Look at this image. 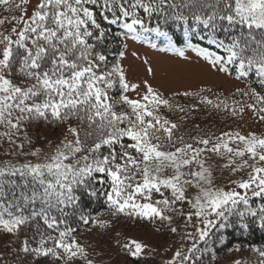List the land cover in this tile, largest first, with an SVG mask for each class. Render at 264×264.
I'll list each match as a JSON object with an SVG mask.
<instances>
[{
  "label": "snow or ice",
  "instance_id": "1",
  "mask_svg": "<svg viewBox=\"0 0 264 264\" xmlns=\"http://www.w3.org/2000/svg\"><path fill=\"white\" fill-rule=\"evenodd\" d=\"M0 9L8 13L0 15V137L22 152L24 141L32 143L29 129L41 121L62 124L71 136L48 152L28 153L43 155L42 162L0 166V177L35 182L0 203V234L19 242L12 249L13 264H95L67 220L68 209H78L82 195L91 198L99 191L108 214L79 212L89 231L104 230L103 235L124 219L158 222L176 234L175 217L184 219L181 239L192 245L177 249L164 264H197V241L226 227L230 217H238L242 228L249 218L264 228V135L224 131L186 140L177 135L180 124L161 111L184 113L183 120L204 105L235 119L250 110L264 122V0H0ZM192 23L209 31L207 43L217 51L192 43ZM177 24L184 30V48L162 30ZM218 30L229 39H217ZM142 31L166 39L163 48L148 42L151 48L185 59L190 49L212 69L249 87L237 89L231 100L202 94L211 89L177 93L198 97L190 106L174 104L147 81L140 93V85L130 82L122 63L110 56L122 61L128 40L144 42ZM110 39L124 50L113 53ZM253 75L259 90L251 86ZM213 157L215 166L209 163ZM220 161L230 173L222 185L214 175ZM0 198L7 200L3 191ZM116 243L135 264L154 252L137 239ZM254 251L264 264V248Z\"/></svg>",
  "mask_w": 264,
  "mask_h": 264
},
{
  "label": "rangeland",
  "instance_id": "2",
  "mask_svg": "<svg viewBox=\"0 0 264 264\" xmlns=\"http://www.w3.org/2000/svg\"><path fill=\"white\" fill-rule=\"evenodd\" d=\"M31 11V9H29ZM143 43L139 41L128 40V48L125 51V58L120 62L122 63L128 79L132 83H137L140 85L138 91L142 93L144 91L145 85L144 81H147L153 86L154 89L159 91L165 98H174L180 97L183 95H177V93H184L185 91L190 93H198L201 89H211V92L208 93L211 97L219 94L221 96L231 97L237 89L247 90L249 85L242 81H236L233 77H229L222 72H218L215 69H212L206 61L199 57L194 51L190 49L185 50V56L187 59L180 57L178 54L173 52H163L158 49H153L149 46L148 42L156 43L158 48H163L166 46V39L159 36L155 32H143L141 33ZM170 36V35H169ZM173 41L176 43L177 47L184 48L185 43H178L173 37ZM197 44L201 47H208L213 51H217L214 47L205 46L200 43ZM124 50V49H123ZM144 60H147L148 63L145 64ZM148 68L152 69V72L147 71ZM251 83L255 80V76H251ZM132 98H136V93H129ZM179 101L175 102L178 104ZM205 119H212L211 115L206 114ZM207 124V121H205ZM224 131H239L242 134H247L249 132H255L258 136L264 135V122L259 121L250 110H246L243 117L237 119L235 125L230 129H225ZM224 131L218 133V135ZM39 136L45 134V136L40 137L41 144L40 146L23 150L21 154H18L17 151L2 149L0 150L5 157L17 158L22 164L27 161H32L33 163L42 162L43 155L37 159L29 155L30 151H35L39 148L43 152H48L52 147L59 143L60 140L64 138L65 135H68L71 139L70 134H67L66 131L59 133L58 131H53L52 134L46 131V128L42 127L39 130ZM205 132L203 133V135ZM54 137V142L49 141L50 137ZM17 150V149H16ZM218 158L213 157L209 163H217ZM221 168L217 169L214 173L217 183L223 184L227 182L230 173L227 170L222 169L223 161L219 162ZM234 178V177H233ZM184 222L183 218L178 220L174 219V226H177L180 229L179 233L173 234L170 233L165 225H162L160 233L153 231L152 229L147 232L132 231L131 229L126 228L125 235L123 238H132L137 239L145 244L149 245V248L154 250L153 254L146 257L141 264H164V261L172 256V254L177 249H183L187 251L191 247L192 242L187 239H181V236L184 232V226H181ZM189 229V228H188ZM193 230V229H192ZM122 231V230H120ZM190 231V230H187ZM160 237V238H159ZM13 237H6L0 234V251L1 246L4 244L5 247ZM14 239V238H13ZM97 238L91 237L85 240L83 244H92L89 248L90 259L95 261V264H135L131 258L125 257L118 247H100V242L96 241ZM156 240V241H154ZM199 243V241H197ZM6 249H8L6 247ZM95 249V251H92ZM244 256L241 252L220 253L217 263L218 264H234L238 262V258H243Z\"/></svg>",
  "mask_w": 264,
  "mask_h": 264
},
{
  "label": "trees",
  "instance_id": "3",
  "mask_svg": "<svg viewBox=\"0 0 264 264\" xmlns=\"http://www.w3.org/2000/svg\"><path fill=\"white\" fill-rule=\"evenodd\" d=\"M0 15H8V13L4 12L3 9H0ZM152 26H154V24L150 25V27ZM5 27H10V25H5ZM0 30L3 29L0 28ZM162 30L167 31L169 35L180 44L186 41L184 30L178 24L162 25ZM189 33L191 41L203 44L205 46L214 47L207 43V37L210 35V33L208 30L203 29L202 26H198L192 23L191 27L189 28ZM215 35L217 39H224L226 41L229 39V33L227 32L218 30ZM201 36H204L205 39H200ZM109 47L113 53H115L117 49L123 50L122 45L119 41H114L111 39L109 40ZM110 60L121 62L115 55L110 56ZM251 86L257 87V89L259 90L256 79L253 80ZM202 94L209 95L208 93ZM210 98L214 97L210 96ZM228 98L231 100L233 98V95ZM235 99L247 100L249 103L253 102L247 97L236 96ZM170 100H172L174 104L175 102L179 101L178 104L183 106H190L192 104L198 103V97L196 96H178L176 97V99L170 98ZM198 108L200 109L199 111H191L187 116H185V119L183 120H181L180 117L184 116V113L169 112L167 109H162L161 111L162 114L166 115L169 119L180 124L177 135L184 136L186 140H189L191 137L201 136L204 132L218 135L219 132L233 127L237 121V119L230 117L227 113H212L204 105H198ZM206 114L211 115L212 119H205ZM205 121H207V124H205ZM197 125H199L198 128ZM42 127L46 128V131L50 132V134H52L53 131H58L59 133L65 132V126L62 124H57L50 121H41L38 127L32 126L29 129V135L31 136L32 143L28 144L26 141H24L25 147L23 150L27 149L28 147L33 148L40 146V137L45 136V134L39 136V130H41ZM2 131L3 129L0 128V132ZM53 138H55V136ZM53 138L50 137L49 139L51 143L54 142ZM20 142L21 140L17 141V143ZM2 149H8L11 151L13 150L14 152L17 151V157L20 156H18V154H21L20 150H18L15 146L10 145L4 138L0 137V150ZM6 164L20 165L22 163L17 158L5 157V155L0 151V166H4ZM25 183H27L29 188H31L35 182L32 181L30 177L21 178L18 175L0 177V191H3V193L7 197V200L0 198V203H7L11 201L14 198L13 193L18 196L20 191L25 190L23 188V185ZM102 187L107 188L108 185L105 184ZM81 201L82 203L78 209H68L67 220L70 226L77 228L81 243H85L86 239L94 237L97 238L94 243L99 241L100 247L112 248L114 246L117 247L116 242L118 239H124L123 236L125 235L126 228L131 229L132 231L140 230L141 232L145 233L150 229L156 231L155 229L157 226L162 227V225H159L158 222L157 224H151L148 222H132L122 219L118 223L115 230H109L103 235L101 233L104 232V230L97 231L95 228H93L91 231H89V226L83 225L82 222H80L79 212L82 211L85 214H91V216L93 217L97 216L100 213H104L105 217H107V202L103 191H99L95 197L91 198L87 195H82ZM256 203L258 204L260 203V201H257ZM175 218L178 220L182 217L177 216ZM246 223H248V226L242 228L239 218L233 216L230 217L226 227H217L212 229L206 241H199L198 243L201 251L195 254L196 257H199V259H197V264H218L217 259L220 253L223 252H228L230 254L241 252V254L247 255L243 258H238L239 264H259L261 258L259 257V254L254 251V249L264 248V228H261L259 226L258 221H253L251 220V218H249ZM181 224V226H184V222ZM61 227H63V225ZM187 230L193 231L191 227H189V229ZM117 233H119L120 235L117 236ZM18 243V241L12 238L6 245L8 249H6L4 244L1 246L0 253H3V264H13L14 259L16 258H14L12 255V249H14ZM84 245L88 246L89 248L92 246L91 243Z\"/></svg>",
  "mask_w": 264,
  "mask_h": 264
}]
</instances>
